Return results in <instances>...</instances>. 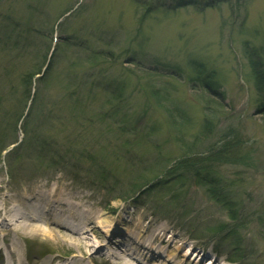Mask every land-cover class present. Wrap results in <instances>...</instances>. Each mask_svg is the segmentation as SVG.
Returning a JSON list of instances; mask_svg holds the SVG:
<instances>
[{
  "label": "rangeland",
  "instance_id": "374dc122",
  "mask_svg": "<svg viewBox=\"0 0 264 264\" xmlns=\"http://www.w3.org/2000/svg\"><path fill=\"white\" fill-rule=\"evenodd\" d=\"M254 49L264 56V0H0V81L12 69L14 82L0 97L2 216L8 200L63 192L98 214V234L114 229L98 224L111 212L124 229L109 233L86 264L129 259L126 230L137 222L149 233L164 226L167 242L155 246L162 258L135 255V264H232L228 254L237 251L239 264H264V115L248 60ZM41 50L53 63L48 83H36L18 124L6 113ZM207 77L213 89L199 84ZM17 136L52 147L15 145L5 155L3 144ZM198 173L215 177L222 201L211 199ZM153 180L166 185L139 195ZM134 190L139 196L128 198ZM172 192L179 199L168 203ZM179 202L189 212L183 220L169 213ZM7 225L0 219V249L13 264L78 255L47 236L7 235Z\"/></svg>",
  "mask_w": 264,
  "mask_h": 264
},
{
  "label": "bare ground",
  "instance_id": "6f19581e",
  "mask_svg": "<svg viewBox=\"0 0 264 264\" xmlns=\"http://www.w3.org/2000/svg\"><path fill=\"white\" fill-rule=\"evenodd\" d=\"M72 200L73 198L69 195L67 196L63 192L58 193L56 191H49L18 200H8L6 201L8 209L6 210L5 216H2L4 209L0 207V219L1 222L6 225L9 223V225L6 226L7 235L13 232L17 236H47L51 238L57 246H66L68 250L75 247L78 250V255H74L70 259H55L57 264H86L85 256L93 258L92 254L98 251L100 252L103 247L106 248L107 245L105 244L107 240H109V233L113 237L115 234H119L121 231L123 232L124 229H118L121 222L113 218L111 212L106 213L103 218H100L98 224L107 229H114H112L111 232L108 230L106 232L107 235L98 234L95 229L98 214L83 204H73ZM40 214L43 217H49L52 227L45 226L44 223L39 220ZM163 227L164 226H160L159 230L153 229L149 233L142 230L141 222H137L134 232L127 229L126 232L128 233L126 237L129 238L130 246L132 247L125 251L126 254L128 253L129 259H120V262L122 264H135L133 262V257L135 255H152L154 258L158 255V258H162L161 253L157 252L160 247L155 248V246L164 245L167 242L165 235H162ZM89 230L94 231L98 239L97 241L94 242L89 238ZM117 242L121 241L118 240ZM10 246L12 249L15 247L14 244ZM1 253L2 250L0 249V254ZM108 254H110V258L115 256L112 252ZM172 254L173 253L167 254L166 258H168V261L175 255ZM114 258L117 259V257ZM10 262L13 263V261ZM17 263L23 264V260L19 258L18 261H16V264ZM0 264H3V260L1 259ZM33 264L37 263L33 262ZM42 264H49V262L44 261ZM186 264L192 263L188 262Z\"/></svg>",
  "mask_w": 264,
  "mask_h": 264
},
{
  "label": "trees",
  "instance_id": "16d2710c",
  "mask_svg": "<svg viewBox=\"0 0 264 264\" xmlns=\"http://www.w3.org/2000/svg\"><path fill=\"white\" fill-rule=\"evenodd\" d=\"M216 3H219V2H212L211 4L215 5ZM179 5L183 6V3H179ZM8 41H11L13 40L12 37H9L7 38ZM9 52V51H7ZM34 58L31 60V63H30V66L28 67V69L24 72H22L21 74V77H22V80H21V83H20V86L21 88H23V93H22V97H21V100L18 102V104L10 111L8 112V117L9 119H13V120H16L18 121L22 114H23V107H22V104L25 103V101L27 102V100L30 99V96H31V88H32V85H33V80L34 78L39 75L44 67V64H45V57L44 56H40L39 53H36L35 55H33ZM97 56L96 55H93V58L91 60V62H96V64L98 63L97 62ZM248 60L250 61V64H251V67H252V71H251V74L254 78V81H255V87H256V90H257V93L259 95L258 97V111L264 115V60H263V57L260 56V54L258 53L257 49L255 50H252L248 52ZM12 61V60H11ZM10 65V63H9ZM10 73H12V69H9V70H4L3 74H2V79L0 81L1 82H4L6 84V87H4L3 89L0 88V97L4 94L6 96H8L11 92V85L14 84L13 80H10L9 79V76H10ZM193 82H198L199 79L196 78V79H193L192 80ZM203 83L206 87H208L209 89H213V85L211 84V82L209 81V77L203 79ZM4 89H7L8 92H5L3 91ZM215 89V88H214ZM15 92L18 93V90H16ZM158 92H155V96ZM7 101V100H6ZM25 107V105H24ZM209 119L206 118V123H207V127H211L212 124L211 122L208 121ZM230 144H227L224 149L226 147H228ZM33 146V141L31 140L29 142V147L31 148ZM8 146L7 145H4L2 150L6 149ZM34 149H40L42 150L43 152H46V149L52 147V146H49L47 145V141H40L38 142L35 146H33ZM228 150H225V152H227ZM197 181L199 183H202L204 185H208L210 186L209 188V191H208V194L210 195L211 199L212 198H216L217 200L219 201H222V195L219 194V189L218 187L216 186V181H215V177L214 176H202L200 173L197 174ZM177 180V179H176ZM179 181H183V179H178ZM178 183V181H177ZM166 183L165 181H160V182H156V183H153L152 185H150L147 190L145 191L146 193H151L157 189H159L161 186H165ZM141 189V188H140ZM137 191L134 190L133 191V196H130L128 198H133L135 193ZM174 192L171 193V197H170V200L167 201L168 203L170 202H174V201H177L179 199V196L175 193L174 196H172ZM143 195V193H142ZM141 195V196H142ZM180 203V202H179ZM181 204H179L180 206ZM178 206V208H179ZM177 210V208L175 209ZM175 210L172 211L170 210L169 213L174 214L175 213ZM224 232V230H222V228H217L216 229V234H222ZM244 253L243 252H234L232 253V255H230V260L232 262H238L242 259H244Z\"/></svg>",
  "mask_w": 264,
  "mask_h": 264
}]
</instances>
